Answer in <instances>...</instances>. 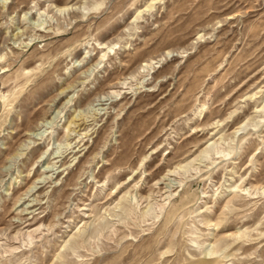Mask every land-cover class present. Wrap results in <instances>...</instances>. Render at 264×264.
I'll return each mask as SVG.
<instances>
[{
  "label": "rangeland",
  "instance_id": "obj_1",
  "mask_svg": "<svg viewBox=\"0 0 264 264\" xmlns=\"http://www.w3.org/2000/svg\"><path fill=\"white\" fill-rule=\"evenodd\" d=\"M0 264H264V0H0Z\"/></svg>",
  "mask_w": 264,
  "mask_h": 264
},
{
  "label": "bare ground",
  "instance_id": "obj_2",
  "mask_svg": "<svg viewBox=\"0 0 264 264\" xmlns=\"http://www.w3.org/2000/svg\"><path fill=\"white\" fill-rule=\"evenodd\" d=\"M29 135H31V134H29ZM168 172H169V171H168ZM211 248H212V247H211ZM206 252L209 253V254H211V253L213 254V253H215V250L212 251L211 249H206Z\"/></svg>",
  "mask_w": 264,
  "mask_h": 264
}]
</instances>
